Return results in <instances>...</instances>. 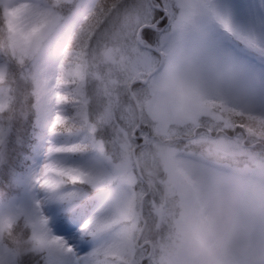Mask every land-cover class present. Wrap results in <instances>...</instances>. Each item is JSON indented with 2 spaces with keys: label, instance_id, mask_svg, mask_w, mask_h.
I'll return each instance as SVG.
<instances>
[{
  "label": "snow or ice",
  "instance_id": "obj_1",
  "mask_svg": "<svg viewBox=\"0 0 264 264\" xmlns=\"http://www.w3.org/2000/svg\"><path fill=\"white\" fill-rule=\"evenodd\" d=\"M0 174V264H264V0H0Z\"/></svg>",
  "mask_w": 264,
  "mask_h": 264
},
{
  "label": "trees",
  "instance_id": "obj_2",
  "mask_svg": "<svg viewBox=\"0 0 264 264\" xmlns=\"http://www.w3.org/2000/svg\"><path fill=\"white\" fill-rule=\"evenodd\" d=\"M148 38V37H146ZM151 42V41H150ZM31 101H29V105H31ZM37 124V113L34 108H31L26 116V119L20 125V133L19 136L21 138L29 137L31 138V142L29 144H33L34 136L32 137L31 132L35 130ZM36 131V130H35ZM35 142V141H34ZM32 151L27 147L25 150V154H21V150L18 149V144L13 146V151L10 156V163L18 172H23L28 166L31 164L32 159ZM10 176H6L0 174V191H7V185L10 183Z\"/></svg>",
  "mask_w": 264,
  "mask_h": 264
},
{
  "label": "rangeland",
  "instance_id": "obj_3",
  "mask_svg": "<svg viewBox=\"0 0 264 264\" xmlns=\"http://www.w3.org/2000/svg\"><path fill=\"white\" fill-rule=\"evenodd\" d=\"M35 130L31 132L32 137L34 136V141L37 138L35 144H34V141H33V144L31 143L29 144V142H31V138L29 137H24V138L20 137V142L18 143V149L21 150L22 155L25 154V150H27V147L31 149V151H33V158L31 159V164H32L33 159H35L37 162L42 161V158H43L42 153L45 147L44 141L46 139V134L42 126H39L38 124H36Z\"/></svg>",
  "mask_w": 264,
  "mask_h": 264
}]
</instances>
